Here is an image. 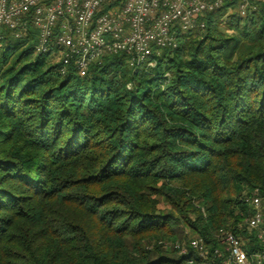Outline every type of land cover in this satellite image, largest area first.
I'll use <instances>...</instances> for the list:
<instances>
[{
	"label": "trees",
	"instance_id": "trees-1",
	"mask_svg": "<svg viewBox=\"0 0 264 264\" xmlns=\"http://www.w3.org/2000/svg\"><path fill=\"white\" fill-rule=\"evenodd\" d=\"M238 3L145 64L102 56L82 77L36 53L32 26L2 29L0 264H183L176 243L216 249L220 229L264 253L238 229L243 196L264 208V3Z\"/></svg>",
	"mask_w": 264,
	"mask_h": 264
},
{
	"label": "built area",
	"instance_id": "built-area-1",
	"mask_svg": "<svg viewBox=\"0 0 264 264\" xmlns=\"http://www.w3.org/2000/svg\"><path fill=\"white\" fill-rule=\"evenodd\" d=\"M226 1L231 0H0V38L4 28L15 38H23L30 25L38 35L36 53L57 48L62 61L59 73L64 74L73 62L82 77L102 56L125 54L130 67L147 63L154 49L176 47L177 32L203 28L199 19L218 11ZM253 1L239 0L240 16L254 9ZM262 198H241L251 211L238 229L255 232L264 247ZM215 239L219 247L212 250L197 237L174 247L179 257L191 250L193 255L183 264H263L264 253L248 256L241 239L231 230L220 229Z\"/></svg>",
	"mask_w": 264,
	"mask_h": 264
},
{
	"label": "rangeland",
	"instance_id": "rangeland-1",
	"mask_svg": "<svg viewBox=\"0 0 264 264\" xmlns=\"http://www.w3.org/2000/svg\"><path fill=\"white\" fill-rule=\"evenodd\" d=\"M257 2H262V1L261 0L260 1L256 0L255 2L253 1V3H257ZM226 19L227 18H225L224 20L226 21ZM223 29L225 30V26H223L222 31H223ZM158 208H159V210L168 209L167 204L165 202H163V201H161V203L158 205Z\"/></svg>",
	"mask_w": 264,
	"mask_h": 264
}]
</instances>
